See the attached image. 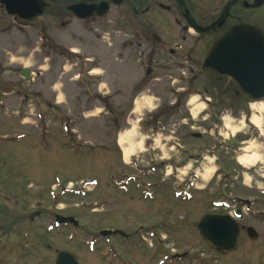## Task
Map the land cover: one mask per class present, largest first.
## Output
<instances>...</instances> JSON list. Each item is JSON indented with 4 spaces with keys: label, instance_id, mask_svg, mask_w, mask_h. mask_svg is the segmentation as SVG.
Returning a JSON list of instances; mask_svg holds the SVG:
<instances>
[{
    "label": "rangeland",
    "instance_id": "374dc122",
    "mask_svg": "<svg viewBox=\"0 0 264 264\" xmlns=\"http://www.w3.org/2000/svg\"><path fill=\"white\" fill-rule=\"evenodd\" d=\"M137 33L149 28L100 20L34 31L0 19V264H55V249L74 251L80 264H103L99 230L107 227L122 229L128 255L141 253L142 264H264V182L240 165L243 173L235 172L218 143H249L259 161L248 167L264 174V121L258 131L230 113L222 123L207 117L203 46L188 66L171 63L141 57ZM172 34L178 40L177 28ZM120 133L131 143L126 163ZM239 196L259 198L253 210L260 212L239 221L257 238L242 232L237 248L220 254L197 223L204 212L231 210ZM55 214L73 215L78 225L56 227Z\"/></svg>",
    "mask_w": 264,
    "mask_h": 264
},
{
    "label": "flooded vegetation",
    "instance_id": "af4514ba",
    "mask_svg": "<svg viewBox=\"0 0 264 264\" xmlns=\"http://www.w3.org/2000/svg\"><path fill=\"white\" fill-rule=\"evenodd\" d=\"M8 2L12 6L17 4L24 9V14L31 19L24 20L19 13H9L1 2L0 19L8 18L11 23L19 27L33 28L34 31L39 27L44 30L47 22L57 23L65 28L73 24L75 27L79 23L99 22L100 20H104L108 26L148 27L149 33L147 35L139 33L133 35L139 39L136 40L137 46L141 48L138 52L139 55L141 57H150L154 54L166 56L168 62L175 63L182 60L187 66L190 61L194 60L192 51L198 43L201 47L203 46L204 53L209 44L220 33L234 26L246 25L264 34V0H8ZM87 14L89 15L84 17ZM191 24L202 29L216 26V29L214 27L209 31L196 32L191 28ZM176 28L177 33L180 34L178 36L180 42L172 34ZM187 66H180L179 70L191 75L194 70ZM198 68L201 76H203V83L200 88L202 91L200 92L205 104L204 109L207 110V117L222 123L227 116L225 113H230L234 116L233 120L240 121L239 118L241 117L244 121H249L248 116L254 113L251 103L236 92L233 80L228 76L215 79L202 72L200 66ZM191 82L192 80L189 79L188 84H192ZM211 88L215 90L214 97L211 96L213 94ZM185 89L182 88V90ZM203 119L207 118L203 117ZM262 120L264 121V115ZM257 130L259 131V128ZM256 132L255 129L252 130V134ZM218 143L221 147L226 148L225 154L234 157L237 168L240 167L241 165L237 162L235 155L243 149L238 145L244 144L246 141L234 138L227 139V141L219 140ZM233 145H237L236 150L231 148ZM203 151L212 150L205 148ZM237 168L235 172L242 174V169ZM243 168L254 183L264 182V174L257 173L256 168ZM219 170L222 169L219 168ZM226 173L228 172L225 171V175ZM245 199H249L250 204L242 202L241 200L244 198L239 196L235 198L237 204L231 210L221 213L233 215L237 209H242V215L237 221L241 228L240 234L245 232L248 236L247 228L249 226L246 227L239 221L249 211L260 212L253 210V206L259 201V198ZM181 200L186 201V198L182 197ZM60 225L62 229L68 223L56 224V227ZM101 230L108 231L103 237L105 240V243L102 244L105 249L103 264H142L141 253L134 258L128 255L126 235L121 228L107 227ZM101 230H99V234ZM98 238L96 237L95 240ZM90 245H92V250L94 242ZM57 251L55 249V254ZM72 252L74 254V251ZM92 260L94 261V259Z\"/></svg>",
    "mask_w": 264,
    "mask_h": 264
},
{
    "label": "water",
    "instance_id": "95a60500",
    "mask_svg": "<svg viewBox=\"0 0 264 264\" xmlns=\"http://www.w3.org/2000/svg\"><path fill=\"white\" fill-rule=\"evenodd\" d=\"M6 6L7 11L19 13L23 19H31L24 14L25 10L17 4L12 6L8 0H0ZM89 14L84 15L87 17ZM192 27L198 31H209L216 26L201 29L195 24ZM201 70L211 77H230L236 88V92L250 102L264 100V34L246 26L237 25L223 31L208 46L201 62ZM150 69L147 70V74ZM20 74L26 79L30 77V70L22 69ZM200 136V134H196ZM242 202L250 204L249 200ZM236 218L242 215L240 209L234 213ZM56 222H72L78 225L74 217L56 216ZM198 231L206 243L221 253L231 252L239 243L240 227L235 217L222 213L211 212L199 218ZM108 231H102L106 235ZM250 239H256V233L252 227L247 228ZM55 264H78L75 255L69 250L57 252Z\"/></svg>",
    "mask_w": 264,
    "mask_h": 264
},
{
    "label": "bare ground",
    "instance_id": "6f19581e",
    "mask_svg": "<svg viewBox=\"0 0 264 264\" xmlns=\"http://www.w3.org/2000/svg\"><path fill=\"white\" fill-rule=\"evenodd\" d=\"M73 51L75 52L74 48H73ZM92 73L96 74V71L93 70ZM195 100H196V96H192L188 104H193ZM251 108L254 111V113L250 116V123L256 128H260L261 122H262V116L264 113V101L251 104ZM133 130L134 129L132 128L129 132H133ZM127 140L128 138H126L123 133H120L119 138H118V143L123 148L122 151H123V156H124L125 161H128V158L130 154L132 153V150H128L126 147L127 145L125 143H128L130 141V140L128 141ZM129 144L131 143L129 142ZM250 149H251V146L248 143L247 146L243 149L244 153L237 157V162L242 167L248 168V166L255 165L256 161H259V156L255 152L251 151ZM212 172H213L212 168L207 169V171L201 175L202 179L203 180L208 179Z\"/></svg>",
    "mask_w": 264,
    "mask_h": 264
}]
</instances>
